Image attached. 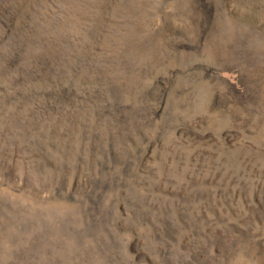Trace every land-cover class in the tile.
I'll use <instances>...</instances> for the list:
<instances>
[{
  "label": "rangeland",
  "instance_id": "1",
  "mask_svg": "<svg viewBox=\"0 0 264 264\" xmlns=\"http://www.w3.org/2000/svg\"><path fill=\"white\" fill-rule=\"evenodd\" d=\"M0 264H264V0H0Z\"/></svg>",
  "mask_w": 264,
  "mask_h": 264
}]
</instances>
